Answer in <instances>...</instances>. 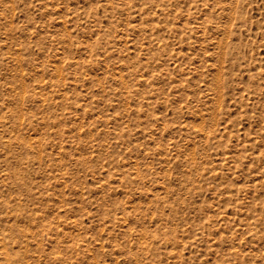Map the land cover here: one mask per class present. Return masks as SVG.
Listing matches in <instances>:
<instances>
[{
	"label": "rangeland",
	"instance_id": "rangeland-1",
	"mask_svg": "<svg viewBox=\"0 0 264 264\" xmlns=\"http://www.w3.org/2000/svg\"><path fill=\"white\" fill-rule=\"evenodd\" d=\"M0 63V264H264V0H0Z\"/></svg>",
	"mask_w": 264,
	"mask_h": 264
},
{
	"label": "bare ground",
	"instance_id": "bare-ground-1",
	"mask_svg": "<svg viewBox=\"0 0 264 264\" xmlns=\"http://www.w3.org/2000/svg\"><path fill=\"white\" fill-rule=\"evenodd\" d=\"M29 47L25 43H23L18 49L14 50L11 54L13 55V60L15 61L14 67L12 70L14 71V75L9 77L8 81L12 85V91H14L15 101L17 103L18 112H20L19 105L25 103L26 100H29L31 95H27L28 87L25 81L22 79L24 76L22 65H24L26 61V57L28 55ZM11 62V61H10ZM2 69V65L0 63V70ZM2 78H0L1 81Z\"/></svg>",
	"mask_w": 264,
	"mask_h": 264
}]
</instances>
